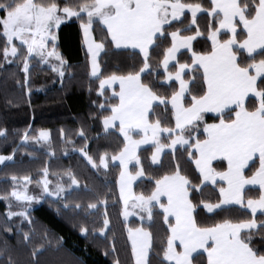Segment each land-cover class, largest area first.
I'll use <instances>...</instances> for the list:
<instances>
[{
	"label": "snow or ice",
	"instance_id": "6c2138e0",
	"mask_svg": "<svg viewBox=\"0 0 264 264\" xmlns=\"http://www.w3.org/2000/svg\"><path fill=\"white\" fill-rule=\"evenodd\" d=\"M185 10L191 19L173 28L174 24L182 23L187 15ZM197 13L207 14L210 50L194 49V38L202 35ZM69 18L79 22L89 74L98 80L95 91L102 98L98 111L90 116L99 118L105 134L116 130L122 138L111 152V160L119 162L116 185L123 205L120 215L126 220L135 209L142 223L145 214L149 222L154 215L162 217L166 227L156 252L159 264H193L194 253L204 256L199 264H264V0H208L207 4L202 0H0V63L22 65L25 91H28L33 59L50 64L52 71L63 78L67 61L56 48L55 29ZM193 25L195 31H191ZM97 30L102 33L100 38H94ZM168 37L170 43L163 46L162 58L153 64L151 50ZM108 44L138 49V66L103 74L99 56ZM180 49H186L190 58L178 59ZM170 61L175 62L174 68ZM160 67L162 75L157 72ZM146 75L151 78L145 79ZM196 78L200 79V87L194 93L191 85ZM169 81L175 85H168L170 93L161 91L158 84ZM114 82H118V90L113 87ZM108 90L111 95L105 96ZM253 97L250 105L249 99ZM161 105L163 110L157 112ZM206 113L214 114L210 122ZM27 131L21 140L28 139ZM4 132L0 128V133ZM75 132L84 145L73 150L82 153L93 168H107L108 151L99 153L97 164L85 147L88 144L85 127L80 126ZM60 137L66 151L65 146L73 144V138L63 128ZM31 139L37 143L49 141L48 130L40 129L38 136ZM149 141L153 145L150 154L153 163L161 159L164 149L173 151V161L177 146L186 151L199 182L183 174L178 162L173 170L161 175L153 177L146 173L137 147ZM47 152L55 155L50 143ZM12 158L11 153L0 155V161ZM129 161H135V171L129 169ZM214 162L220 167L213 166ZM49 174L47 160L35 181L30 174H11L10 190L0 194L7 217L18 216L31 224L28 212L31 204L49 197H54L64 210L71 209L74 215L81 208L89 213L106 203L99 196L86 205L72 198L73 186L80 181L71 168L52 171L55 180H50ZM146 175L153 183L150 191L134 192L132 182ZM62 177H67L68 182ZM208 182L218 192L215 202L203 198V188ZM30 184L40 191L30 194ZM246 185L258 186V195L246 197ZM197 194L201 196L198 202L194 199ZM13 199L18 209L15 212L11 210ZM224 206H239L238 211L251 215L225 216L211 224L198 223L195 213L201 207L214 214V210L223 211ZM258 210L262 216L259 220ZM110 224L105 210L91 231L106 236ZM78 228L87 234L85 223L80 222ZM125 229L133 264H151L153 233L142 225L131 228L125 224ZM5 231L11 232L12 228L6 227ZM16 231H22L19 222ZM44 235L47 237V231ZM256 235L259 241L254 243ZM30 236L29 231H23L25 242ZM60 239L57 237L56 243ZM42 248L43 245H36L31 256L36 257ZM7 264H17L10 254ZM113 264L120 261L114 259Z\"/></svg>",
	"mask_w": 264,
	"mask_h": 264
},
{
	"label": "trees",
	"instance_id": "16d2710c",
	"mask_svg": "<svg viewBox=\"0 0 264 264\" xmlns=\"http://www.w3.org/2000/svg\"><path fill=\"white\" fill-rule=\"evenodd\" d=\"M188 2H196V0H188ZM202 2L207 4L208 0H202ZM197 17L202 35L194 38V49L197 51L210 50V41L207 39V14L198 13ZM190 19L191 15L187 13L182 18V23L174 24L173 28L187 24ZM195 27L193 25L191 31H195ZM55 31L57 33L56 48L67 61L63 78L52 71L50 64H40L38 58L33 59L29 70L28 91H25L22 65L7 61L0 63V128L5 129L4 133H0V155L6 156L11 153L13 157L11 160L0 163V194L10 190L11 174L18 176L30 174L35 181L38 178L39 169L47 160L50 180L56 179L51 175L52 171L62 172L68 168H71L79 179V185L73 186L72 198L79 199L82 204L86 205L89 200L99 196L105 199L106 203L97 209L90 210L89 213H85L84 208H81L74 215L71 209L64 210L62 205L55 202L54 197H49L31 204L28 212L32 223L29 224L27 220H21L18 216L7 217L6 204L3 199H0V250H3L0 251V264H7L9 254L17 264H113L114 259H118L120 264H133L125 224L131 228L142 225L150 229L154 243L149 259L151 264H159L156 252L159 249L161 238L165 236L166 227L162 223V217L154 215L153 220L149 222L145 214V220L142 223L137 214L127 221L123 220L120 215L122 204L116 185L119 166L108 162L107 168L103 166L93 168L82 153L73 150L74 147L78 149L84 145V140L75 132V129L80 126L85 127L88 136L86 150L95 157L97 164H99V153L107 150L109 153L107 158L110 159L112 150L122 138L116 130L105 134L99 118L90 116V113L98 111L102 98L95 91L98 80L89 74L87 49L86 47L82 49V32L79 22L75 18H69L61 22ZM181 34L189 33L182 32ZM101 35L99 30L94 32V38H100ZM170 39L168 37L160 43L158 48L151 50L153 64H157L162 58L163 46L170 43ZM177 56L183 61L190 58V53L184 49ZM0 60H2V52H0ZM99 62L103 74L113 71L119 73L127 71L132 66H138L140 55L135 50L118 49L108 44L107 50L99 56ZM157 72L162 75L163 68H157ZM144 78L150 79L151 77L146 75ZM156 79L158 80L159 77L157 76ZM18 80L20 83H17ZM169 84L175 86L174 81H169L158 84V87L161 91L170 93ZM199 87L200 79L196 78L195 83L191 85L192 91L197 92ZM109 95H111L110 90L105 93V96ZM188 99L190 100V97ZM253 100L254 97L249 99L250 105ZM93 101H96V104H93ZM162 110L163 105L156 109L157 112ZM206 116L210 122L214 115L206 113ZM61 128L72 136L74 142L65 146L66 151L61 146ZM25 129H28V139L21 140V136L25 135ZM40 129L48 130L49 141L41 140L37 143L36 140L31 139L33 136H38ZM49 143L55 149V155L48 154ZM152 147L153 145H149L137 151L146 173H151L153 177L161 175L165 171L173 170L178 162L183 174H187L194 182H199L198 173L188 160L186 151L177 147L175 161L172 159L173 151H165L161 159L154 164L150 159ZM134 165L135 161L130 163L131 171H135ZM213 166L220 167L216 162ZM62 179L68 182L67 177H62ZM85 185H88V189ZM132 185L134 192L147 193L153 183L146 175L135 180ZM29 191L38 193L40 189L35 184H30ZM258 191V188H251L249 195H258ZM203 198L215 202L218 192L214 191V185L208 184L203 188ZM194 199L198 202L201 196L197 194ZM58 206L60 207L59 213L57 212ZM11 210L13 212L18 210L14 199ZM105 210L111 220L110 226L106 229V236L91 231L94 224H97L100 214ZM238 210L239 206H225L223 211L215 210L213 214L207 213L201 207L195 216L198 223L211 224L225 216L251 215L250 212ZM256 218L258 220L262 218L259 212ZM18 222L22 229L20 232L16 231ZM80 222L86 224L87 234L79 231ZM74 223L77 226H73ZM6 227L12 228V231H5ZM23 231L31 233L30 240L27 242L23 239ZM45 231L48 233L47 237L44 235ZM57 237L62 238L58 243H56ZM109 237L112 239L109 240ZM258 241L259 235H256L254 243ZM5 245H7L6 248ZM36 245H43V248L38 250L37 256L33 258L31 252ZM193 256V264H199L204 259L203 255Z\"/></svg>",
	"mask_w": 264,
	"mask_h": 264
},
{
	"label": "crops",
	"instance_id": "0c3cea01",
	"mask_svg": "<svg viewBox=\"0 0 264 264\" xmlns=\"http://www.w3.org/2000/svg\"><path fill=\"white\" fill-rule=\"evenodd\" d=\"M185 12H187V10H185ZM190 14V13H189ZM198 14V13H197ZM191 15V14H190ZM63 22V21H62ZM115 47V46H114ZM116 48V47H115ZM118 49H130V50H135V51H137V52H139V50L138 49H132L131 47H125V46H121L120 48H118ZM182 50H184V49H180L179 51H178V53L180 52V51H182ZM178 53H177V55H178ZM170 63V65H172L173 66V68H174V64H175V62L174 61H170L169 62ZM259 79V78H258ZM106 88H107V86H105ZM113 87L116 89V90H118L119 89V84H118V82H114V84H113ZM111 91V90H110ZM208 114H211V115H214V114H212V113H208ZM101 124V127H102V129H103V125H102V123H100ZM104 130V129H103ZM149 145H152V142L151 141H149L148 143H146V144H142V145H139L138 147H137V151L140 149V148H143V147H146V146H149ZM177 147H179V146H177ZM171 149H164L163 151H162V153L163 152H165V151H170ZM162 155V154H161ZM110 160H111V158H110ZM111 162L112 163H114V164H117L118 166H119V162L118 161H112L111 160ZM132 162H134V161H129V165H130V163H132ZM152 162V161H151ZM158 162V161H157ZM156 162V163H157ZM153 163V162H152ZM155 164V163H154ZM139 178H141V177H137V179H139ZM136 179V180H137ZM135 181V180H134ZM133 181V182H134ZM133 182H132V184H133ZM208 184H211V182H208ZM212 185V184H211ZM251 188H258V186H251V185H246L245 186V189H246V191H245V196L247 197L248 195H249V191H250V189ZM117 190H118V194H119V189H118V187H117ZM119 197H120V194H119ZM162 199H165V201H166V198H162ZM123 206V205H122ZM225 207V206H224ZM215 211V210H214ZM258 212H259V210H258ZM199 252H201L202 253V250H198ZM196 253H194L193 255H195Z\"/></svg>",
	"mask_w": 264,
	"mask_h": 264
},
{
	"label": "rangeland",
	"instance_id": "374dc122",
	"mask_svg": "<svg viewBox=\"0 0 264 264\" xmlns=\"http://www.w3.org/2000/svg\"><path fill=\"white\" fill-rule=\"evenodd\" d=\"M8 62V61H7ZM110 159H108L107 158V163L109 162H111V160L109 161ZM7 161V160H6ZM4 161H0V163H3ZM112 163V162H111ZM30 194H31V192H30ZM123 207V206H122ZM133 216H137V214H136V210L134 209V210H132L131 212H130V214L128 215V217H127V219L125 220V218L122 216V219L123 220H125V221H127L130 217H133Z\"/></svg>",
	"mask_w": 264,
	"mask_h": 264
}]
</instances>
